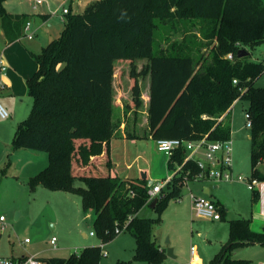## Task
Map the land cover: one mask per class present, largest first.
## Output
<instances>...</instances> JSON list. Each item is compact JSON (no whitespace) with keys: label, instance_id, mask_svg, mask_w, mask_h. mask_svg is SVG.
I'll return each mask as SVG.
<instances>
[{"label":"trees","instance_id":"16d2710c","mask_svg":"<svg viewBox=\"0 0 264 264\" xmlns=\"http://www.w3.org/2000/svg\"><path fill=\"white\" fill-rule=\"evenodd\" d=\"M5 2L0 0V20L7 40L13 42L26 36L29 14H10ZM66 15L61 36L35 55L38 69L27 80L30 113L18 123L13 138L15 148L49 156V165L28 179L29 190L43 186L79 195L84 219L91 218L94 233L102 241L127 231L136 241L134 260L163 264L167 255L154 232L160 218L138 215L152 202L147 181L111 172L110 141L119 134L120 124L113 118L116 63L131 65L136 110L144 106L139 78L148 75L150 79L147 131L141 136L127 127L129 138L227 140L232 133L227 119L232 106L236 100L247 101L252 119L249 179L264 180L258 167L264 162V86L256 84L264 73V62L248 60L250 53L239 57L240 49L249 51L264 41V0H95L83 11L69 9ZM166 16L196 18L202 32L196 57L193 48H180L177 42L154 52L155 20ZM139 60H146L140 70ZM186 154L180 148L170 156L173 180L158 197L154 209L160 213L170 199L181 197L187 170L198 171ZM77 180L84 186H77ZM252 192L255 201L259 193ZM224 211L220 208L222 216ZM250 222L244 216L228 220L229 238L209 264L251 262L235 257L240 246L264 245V228L255 231ZM102 258L103 247L91 245L68 257L45 260L48 264H100Z\"/></svg>","mask_w":264,"mask_h":264},{"label":"rangeland","instance_id":"374dc122","mask_svg":"<svg viewBox=\"0 0 264 264\" xmlns=\"http://www.w3.org/2000/svg\"><path fill=\"white\" fill-rule=\"evenodd\" d=\"M36 1L7 0L5 7L13 15L29 14L34 25L43 23L39 33L35 36V39H38L47 32L53 33V38L60 37L67 21L64 9L81 12L95 0H43L42 3ZM46 13H49L50 17L48 20H43L41 14ZM155 22L157 28L154 52L162 47L169 49L177 42V44L181 43L180 48H193L192 54L196 57V41L202 40V32L198 26L196 27V18L175 17V19H171L170 16H166L157 18ZM1 34L0 30V41ZM29 41L31 40L28 37H24L19 43L24 45ZM204 50L202 49V51ZM249 53L248 60L264 62V41L249 49ZM144 63L146 60H139L137 62L138 69ZM130 70L129 61L116 63L115 76L118 87L116 98L121 96L120 99L124 105L131 101L132 78ZM139 80L145 93L149 86V76L140 77ZM256 84L264 86V73ZM10 100L16 104L9 101L8 105L4 100H0L10 115L8 118H0V215H4L6 219L4 229L0 222V256L39 254L42 258L68 257L73 253H79L87 246L85 244L88 246H91L89 244H101L102 240L97 235H90L91 231L94 232L93 221L91 218L84 219L79 195L63 190H50L43 186L38 187L35 192H31L27 181L20 178L30 170L29 164L43 166L42 169L46 168L49 165V156L44 151L14 147L15 130L18 123L29 115L32 99L27 94H20ZM247 103L244 100L235 101L227 119L229 122L231 121L232 128L231 140L233 141L235 175L251 178V127L246 126L245 117ZM124 105L119 107V113L115 116L120 123V132L122 133V130L124 132L125 128L133 125L134 122L138 131H140L139 129L142 131L146 124V105L138 111L134 110L132 102L129 106ZM137 141L145 149H150L152 144L155 145L152 139ZM116 145L117 147L114 148L116 161L132 162L135 172L144 171V162L141 160L133 162L139 150L137 144L130 142L124 144L122 141H117ZM146 152L148 154V151ZM258 167L261 175L264 176V162H261ZM192 183L198 184L200 187L211 185L202 180L185 183L181 197L170 199L161 213L156 209L148 212L152 218H160L154 229L158 240L167 248H176L180 252L179 254L173 252L174 256L179 255V257L172 259L167 264H190L192 250L196 260L192 264H209L210 259L220 251L221 245L228 239L227 222L231 218L243 215L251 219L252 229L257 222L264 223L259 220L264 219V185H262L264 180H261L256 187L259 197L255 201L247 182L241 180H235L233 183L220 182L218 187L212 190V198L219 199L225 207L220 222H213L193 214L191 192L189 191ZM76 185L84 186V183L77 180ZM143 214L148 215L147 212ZM84 233L87 234V237H84ZM53 236L57 238L56 248L50 243ZM126 237H130V235H126ZM26 238L30 240L28 243L25 242ZM102 246L104 251L108 250L107 246ZM126 253L128 258L130 256L128 247ZM236 257L250 260L249 264H264V245L240 246L236 250ZM102 264H115L111 254L103 255ZM133 264L141 263L134 262Z\"/></svg>","mask_w":264,"mask_h":264},{"label":"crops","instance_id":"0c3cea01","mask_svg":"<svg viewBox=\"0 0 264 264\" xmlns=\"http://www.w3.org/2000/svg\"><path fill=\"white\" fill-rule=\"evenodd\" d=\"M5 4H6V2H5ZM70 10H72V9H70ZM72 11L73 12H79L78 10H76V11L72 10ZM10 14H12V13H10ZM41 17L43 18V20H48L49 17H50V14L49 13L41 14ZM29 20L31 21V24H32L31 25V31H34L35 35H34L33 38H29V40H31V41H29L27 44H24V45L19 43V41H21L24 37H27V36H22L19 39L13 41V42H9L7 40L6 35L4 33V30L2 28L1 20H0V30L2 32L1 41H0V45H1L0 56H2L4 58V61L8 65L7 73L2 76V80L4 82V87H0V100H4L5 103H7L8 105H9V101H11L10 103H13L14 105L16 104L13 100H10L12 97H17L20 94L29 95L28 94V90H27V80L38 69V62H37V60L35 58V55L40 53L42 48L45 45H47L51 40L55 39V38H53L54 34L51 33V32H47L42 37H39L38 39H35V36L39 33L43 23H40V24L36 23V25H34L32 19L29 18ZM140 69L141 68H139L138 70H140ZM114 89H115V97H114V102H113V104H114L113 118L118 121V119L115 116L117 115V113H119V111H118L119 107L120 106L123 107L124 104L122 102V99H120L121 96H118V98H116V91H117V94H118V87L116 85V76H115V79H114ZM142 98L144 100V105H146V113H147L148 105H149V102H150V79H149L148 90L145 93H144L143 87H142ZM236 101L238 102L240 100H236ZM131 102H132V95H131V101L126 102L125 105L129 106V104H131ZM233 106H232V109H233ZM247 107H248V103H247V106H246L245 109H247ZM232 109L230 110V113H231ZM123 110H124V108H123ZM134 110H136V109L134 108ZM136 111H138V110H136ZM224 118H225V115H224ZM147 121H148V118L146 117V124H147ZM146 124H145L144 129H142V131H141V129H139L140 131H138V128L136 127V123L135 122L133 123V125L129 126V129H133L134 128V131H136V133L138 135L143 136V134L147 131V125ZM123 125H125V124L123 123ZM250 138H251V135H250ZM143 139H145V140L152 139L153 143L155 145L152 144L151 145L152 147H150V149H145L144 147L139 145L138 141H137V140H143ZM117 141H122V142H124V144L130 142L131 144H137L139 146L138 147L139 150L137 151V154H136L133 162L134 161H140V160H141V162H144L143 169H144L145 172L143 170L135 172L134 171V167L132 166V162L127 163L126 161H124L123 163H121L120 161H116L115 160V158H114V148L117 147V145H116ZM110 146H111V158H112V169H111V172H112V175H114V176H119V177L124 178V179H131V180H136V181H138V180H146L147 183L150 184V183H155V182H158V181H163L168 176L172 175L173 172H174L168 166V162H169L170 156L167 153H165L163 151H159L157 149L156 140H154L150 135L148 137L129 138V137L126 136V132L125 131L123 132V130H122V133H121L120 130H119V134L115 135L111 139ZM146 151H148V154H147ZM29 166H30V170L25 172L26 174L20 176V178H23L24 180H26L27 183H28V179L31 176H33L36 173H38V171L40 169H42V167H43V166H37V165L35 166V165H31V164H29ZM140 173H141V175H140ZM233 173L235 174L234 166H233ZM235 180H232V181H221V182H226V183H230L231 182V183H233V182H235ZM196 181H201V180H196ZM196 181H192V182H196ZM260 181L261 180L257 181L254 189H256V187L260 183ZM189 182H191V181H189ZM207 182H209V184H211V185L201 186L200 187V186H198V184L192 183L190 185V188H189V191L191 192L190 193V197H191V194H195L197 196H204L206 198H209V199L215 201L219 205V207L221 209L222 208L225 209L224 205L220 202L219 199L218 200H214L212 198V193H213L212 190L216 189L220 182H213V181H207ZM262 185H264V184H262ZM199 187H200V189H199ZM251 190H253V189H251ZM262 190H263V188H262ZM182 191H183V186H182ZM198 191L199 192L201 191V192L199 193ZM181 194H182V192H181ZM153 209L154 208L151 207L150 204H148V205L143 207L138 212V215L151 217L150 214H148V212L149 211L151 212V210H153ZM191 210H192V204H191ZM146 212H147L148 215L143 214V213H146ZM240 216H243V215H239L237 217H240ZM222 217H221V219H222ZM237 217H235V218H237ZM221 219L212 220V221L213 222H220ZM231 219H233V218H231ZM259 220L260 221H264V219H259ZM2 225H3V223H2ZM263 226H264V223L260 224L259 222H257L255 227H253V229L256 230V231H259V230H261L263 228ZM227 229H228V238H229L228 222H227ZM91 233H92V231L90 232L91 236H96L95 233L94 234H91ZM83 235H84V237H87L86 233H84ZM126 235H130V237H126ZM156 239L159 242L161 248L166 253L167 246H164L158 240L157 237H156ZM26 243H28V242H26ZM223 244H224V242H223ZM253 244H257V243H253ZM85 245L88 246V244H85ZM89 245H92V244H89ZM93 245H101V246L105 245V246H107L108 247V250H106L107 251V255L109 256L111 254L112 261L113 262L115 261V264L118 261H122V260L131 261V264H133L134 262H138V263H141V264H147L146 262L134 260V252H135V247H136V241H135L134 237L127 231H123V232L119 233L114 239H112L110 241H107V242L101 241V244H93ZM222 245H221V247H222ZM117 246H118V248H117ZM127 247L130 250V254H128L130 256H128V258L126 256L127 253L125 254V252L127 251ZM173 252L177 253V254L180 253L178 250H176V248L173 249ZM193 252L194 251H192V253H191L192 255H191L190 260H189L190 264L195 263V261H196L194 259V253ZM35 255L40 257L39 254H35ZM26 256H28V255H23V256H13L12 255V256H0V257L24 258ZM178 257H179V255H176V256L172 257L170 260H167V257H166V259H165L163 264H167L172 259H175V258H178ZM235 257H236V254H235ZM40 258H42V257H40ZM43 259H45V258H43ZM100 264H102V260H101Z\"/></svg>","mask_w":264,"mask_h":264},{"label":"built area","instance_id":"2783aa9c","mask_svg":"<svg viewBox=\"0 0 264 264\" xmlns=\"http://www.w3.org/2000/svg\"><path fill=\"white\" fill-rule=\"evenodd\" d=\"M43 0H37V3H41ZM69 9L65 8L64 13H68ZM31 21H27L25 24V33L28 38H33L34 31H31ZM231 58L232 56L229 55ZM8 71V65L4 61V58L0 56V87H4L2 76ZM237 79H234V83H237ZM226 115V114H225ZM10 115L8 110L0 102V118H8ZM246 126H252V119L249 112H245ZM224 118V115L220 117V120ZM157 149L172 156L175 150L184 148L186 150V159H191L197 165L198 171L188 169L185 173L184 183L189 181H232L242 180L247 182L250 189H254L257 183V179H249L242 175H235L233 173V141L231 138L227 140H211L207 137H203L199 140H187L181 138H162L156 140ZM182 166H178L177 171ZM173 174L168 176L163 181L148 184L149 201H153L154 198H158L164 189L172 183ZM191 204L193 214L200 218L209 220H219L222 215L219 205L204 196H197L191 194ZM5 217L0 215V221L3 223L2 229L5 228ZM91 234H94L92 232ZM29 238L25 239V242H29ZM50 243L54 248L57 247V238L53 236ZM193 251V250H192ZM103 255H107V251L103 249ZM0 264H48V262L38 257L37 255H28L24 258L13 257H0Z\"/></svg>","mask_w":264,"mask_h":264},{"label":"water","instance_id":"95a60500","mask_svg":"<svg viewBox=\"0 0 264 264\" xmlns=\"http://www.w3.org/2000/svg\"><path fill=\"white\" fill-rule=\"evenodd\" d=\"M249 54V51L246 50V49H240L239 51V57H243V56H246ZM158 202V198H154L153 201L151 202V207L155 208L156 204ZM166 255H167V260H170L172 257H174V254H173V249L171 248H167V251H166Z\"/></svg>","mask_w":264,"mask_h":264}]
</instances>
